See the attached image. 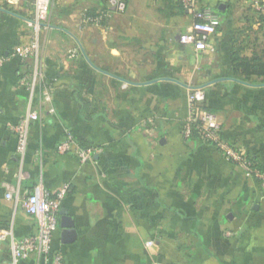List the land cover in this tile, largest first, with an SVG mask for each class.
<instances>
[{
	"label": "crops",
	"instance_id": "0c3cea01",
	"mask_svg": "<svg viewBox=\"0 0 264 264\" xmlns=\"http://www.w3.org/2000/svg\"><path fill=\"white\" fill-rule=\"evenodd\" d=\"M125 1L96 25L85 17L106 0H52L41 35L52 100L30 125L21 176L11 126L27 109L30 61L0 69V229L36 233L21 199L37 183L51 194L67 184L52 237L64 264H264L263 189L212 144L184 136L188 89L201 87L222 138L264 168V75L240 65L264 62V10L202 0L220 16L208 52L180 42L192 18L179 0ZM33 5L2 0L0 55L28 38ZM68 134L95 150L91 159L58 151ZM8 243L0 240V262L10 261Z\"/></svg>",
	"mask_w": 264,
	"mask_h": 264
},
{
	"label": "built area",
	"instance_id": "2783aa9c",
	"mask_svg": "<svg viewBox=\"0 0 264 264\" xmlns=\"http://www.w3.org/2000/svg\"><path fill=\"white\" fill-rule=\"evenodd\" d=\"M258 14L264 10L262 0H251ZM183 10L191 16L192 22L186 31L181 33L179 40L182 44L192 47L195 51L214 52L215 46L211 36L220 25L219 14L202 0H179ZM2 0H0V5ZM31 18L27 21L29 34L26 41L21 42L8 53L0 55V69L12 58L21 61H30L31 73L23 77L29 91L28 105L25 114L18 123L11 126L17 135L16 152L19 159V175L27 149L28 133L32 122L41 117V107L52 100L51 87L45 83V73L41 54V35L48 28L52 0H34ZM126 10L125 0H106L105 6L95 15L85 17L86 22L99 25L112 14L123 13ZM201 87L188 89L187 104L188 116L185 121L184 136L195 134L199 139L212 144L222 154L223 158L235 164L243 174L256 180L264 191V169L258 167L247 153L245 147L227 142L221 136L222 125L218 116L204 107L205 92ZM35 93L39 100L34 105ZM54 112L53 107L48 108ZM60 153L74 152L81 161L92 158L95 150L83 148L67 135L66 139L57 147ZM69 190L67 184L63 185L56 193L51 194L42 183H37L33 189L21 199L23 210L36 219L38 230L27 237L17 239L12 230L0 229V240L9 238L10 261L0 264H18L20 261L35 256L34 264H64L63 255L52 250V237L57 229L61 201ZM6 198L12 199L11 191H7ZM153 241H147L146 246H152Z\"/></svg>",
	"mask_w": 264,
	"mask_h": 264
},
{
	"label": "trees",
	"instance_id": "16d2710c",
	"mask_svg": "<svg viewBox=\"0 0 264 264\" xmlns=\"http://www.w3.org/2000/svg\"><path fill=\"white\" fill-rule=\"evenodd\" d=\"M240 65L242 66L244 73L264 75V62H262L260 59H242Z\"/></svg>",
	"mask_w": 264,
	"mask_h": 264
}]
</instances>
